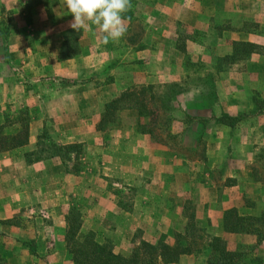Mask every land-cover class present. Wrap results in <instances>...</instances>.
<instances>
[{"label": "crops", "instance_id": "0c3cea01", "mask_svg": "<svg viewBox=\"0 0 264 264\" xmlns=\"http://www.w3.org/2000/svg\"><path fill=\"white\" fill-rule=\"evenodd\" d=\"M5 1L0 0V5ZM141 2L149 3V0H141ZM167 2L170 8L162 7L164 13L167 12L165 13L167 17L183 22L197 31L210 32L206 29L212 23L209 21L210 18L226 21L228 25L222 29L220 40L228 41L230 47L232 42L236 41L250 42L264 47L262 28L258 30L243 28L246 21L252 17V21L258 22L261 26L264 18V0H168ZM160 7L154 12L158 16L162 13V10H159ZM250 7H255L254 12L247 11ZM158 26H150V29L147 26L145 33L148 34L150 31L157 33V43L152 46V52L155 54V59H162L160 37H166L164 34H170V32L163 27L157 28ZM68 27H70L69 24L65 28ZM49 29L52 30V28ZM91 29L92 26L91 28L85 26L80 30L77 44L78 47L80 44L84 46L76 57L58 59L61 38L58 39L57 44L54 46L52 44L53 49L47 52L48 58L50 57L47 59L45 56L47 62L41 61L43 57L40 58L36 54L30 53L27 57L28 63L31 64L30 68H34L35 74L38 73V77L46 78L39 83L43 85L38 87L44 92H36L31 88L27 95L28 101L32 104V111L28 120L26 143L0 152V257L6 264H72L63 241L65 212L60 213V216H51L48 222L49 227L46 228L43 217L34 214L33 211L38 209L52 212L55 207H68V204L74 203L80 209V231L95 233L94 240L101 243L104 238H110L107 235H111L114 230L119 232L122 228L124 238L120 237L118 241L123 243V249L127 250V242L132 236L133 228L152 226L154 230L161 232L163 223L159 224L158 221L175 218L176 222H180L178 213L184 202L180 203L178 196L184 201L185 195L189 194L192 187L202 196L200 202L196 203L194 212L204 230L207 254V236H216L227 242L233 241L226 246L229 250L234 249L238 242L253 249L257 246L264 250V239L256 245L254 235L226 232L222 228V213L228 208H234L240 215L258 216L264 213V184L254 181L251 170L243 159L238 160V164L229 165L230 169L235 166L230 173L231 177H237L234 183L221 186L209 179L207 172H204L203 176L199 175L196 161H187L188 173L176 169L172 173L173 176L184 177V179L178 183L180 192L170 189L173 191L171 193L168 187H165L167 173L164 170V149L161 145L153 143L150 133L137 131V124L126 119L133 115L132 109H122L123 116L120 117L119 123L117 122L119 131L110 133L105 138L107 142H102V133L96 130L95 125L103 104L117 97L133 82L131 68L144 72L143 69L149 65L150 61L147 57L138 62L126 60L131 54L129 51L131 46L124 44V55L120 58L121 62H118L124 69L125 75L122 78L124 81H120V84L114 77V72L109 70L110 67L107 68L101 64V62H108L107 57H114L115 52H98L97 42L94 43V29ZM47 30L46 27V33ZM168 38H171V35ZM86 39L88 42L85 49ZM35 41L32 44L29 43V49L38 46V42ZM142 43L143 47L149 48L147 35L143 36ZM104 45L107 47L108 43ZM102 54L104 56H101ZM254 54L250 55L253 57ZM158 61L163 63L161 60ZM49 76L69 80L78 79L76 81L79 85L70 83L64 87L55 86L50 79L46 81ZM237 94L235 93V97L238 96ZM244 97L246 100L247 96ZM221 102L220 100L219 103ZM245 102L246 104L236 107H224L221 111L228 114L241 112V107L247 105V100ZM44 117L53 120V129L59 142H78L93 150L94 154L88 157L81 172H66L58 157L32 163L24 162L23 153L34 148L36 135L41 130ZM195 122L196 120L193 119L185 124L181 122L174 125L179 124L178 128L183 134L185 130H194L192 124ZM209 149L210 145L206 142L204 165L208 169L213 167L212 161H220L222 164L221 155H223L222 152L217 151L219 156L213 155L211 160ZM176 159L183 160L178 156ZM108 165L114 167V169L110 168L111 172H107L105 168ZM104 170L109 174H106ZM106 175L124 183L126 187L132 186V182L136 180L142 181L141 191L133 198L129 208H122L119 198L108 191L106 184L102 183V176ZM239 175L241 178L238 177ZM243 196L249 197L253 205L249 207L243 204L241 201ZM201 217L205 219L204 225ZM106 223L113 226L112 231L103 227ZM106 232L112 233L106 234ZM110 239L114 243L115 234ZM152 241L154 240L148 242ZM112 251L120 255L122 253L119 247ZM205 259L198 261L192 251L180 255L176 262L168 264H205Z\"/></svg>", "mask_w": 264, "mask_h": 264}, {"label": "rangeland", "instance_id": "374dc122", "mask_svg": "<svg viewBox=\"0 0 264 264\" xmlns=\"http://www.w3.org/2000/svg\"><path fill=\"white\" fill-rule=\"evenodd\" d=\"M167 1L149 0V3L142 4L141 0H131V8L122 14L126 26L125 35L118 41H110L107 47L104 45V34L95 25L86 22V26L90 28L92 26L94 29V43L97 42L98 47L96 50L101 51L100 53L115 52L114 57H107L108 62H101V64L107 68L110 67L109 70L114 72V77L120 84V81H124L122 78L125 76L124 69L118 63L121 62L120 58L124 55V44L131 46L129 50L131 54L127 56L126 60L138 62L147 57V60L150 61L149 65L143 69L144 72L131 68L133 82L121 91L125 92L127 97L118 104L123 106L128 103L130 107L122 109H132L133 115L126 119L133 121L137 124V128L143 131L148 129L153 143L161 145L164 149V170L167 173L165 187H168L167 189L180 192L178 183L184 177H175L172 173L175 169L188 173L186 170L187 161H196L195 165L199 175L203 176L204 172H207L208 178L221 186L234 183L237 177H231L230 173L235 169V166L230 169L229 165L238 164V160L243 159L251 170L254 181L264 184V49L259 46L258 53L254 54L256 56L252 57L249 54L246 58L235 63L229 62L227 59L219 61L218 58L232 52L229 42L220 40L221 31L228 23L220 21V18H210L209 21L212 23L206 27L210 32L194 30L187 24L166 16L167 12L165 14L162 7L163 9L164 7L170 8ZM159 6H161L159 10H162L160 16L154 13ZM254 10L255 7L247 9L248 12H254ZM252 18L246 21L243 28L249 30L262 28L264 31V18L261 26L258 25V22L252 21ZM72 19L73 16L68 12L64 0H6L4 4L0 5V128L2 133L10 134L17 129L18 124L14 119L20 111L26 110L28 119L30 118L32 104L28 101L27 95L31 88L36 92H44L42 88L38 89V87L43 85L39 83L46 77H38V73L35 74L34 68H30L31 64L28 63L27 57L30 53L36 54L40 58L43 57L41 61L47 62L46 58L50 59L47 52H50L54 44H57L58 39H62L64 32L71 28L65 27ZM155 25H159L157 28L163 27L170 32V34H164L166 37H160L162 59H155V54L152 52V46L157 43V33L150 30L148 34L145 33L147 26L150 29ZM62 28L64 29L62 30ZM145 35L149 39V48L148 46L143 47L142 38ZM169 35L171 38H168ZM75 36L74 33L69 35L72 39ZM33 41L38 42V46L29 49L28 45ZM86 42L88 39L85 40V49L87 48ZM72 43L73 41L69 42V45L71 46ZM83 46L84 44L79 45L78 52L73 57L80 54ZM242 54L240 56L243 57L244 54ZM45 56L47 57L45 58ZM112 60L114 61L112 62ZM49 79L55 83L53 84L55 86L62 85L64 87L71 81H73L71 84L79 85L76 81L78 79L69 81V79L49 76L46 81ZM237 92L239 93L237 94ZM235 93L238 95L237 97H235ZM244 96H247V105L241 107V112L226 113L232 117V124L223 126L217 123L222 113L221 109L246 104ZM122 109L114 113L112 121L104 123L105 128L100 131L103 143L107 142L105 138L110 133L119 131L117 122L119 123L120 117L123 116ZM193 119L196 120L192 124L194 130H185L183 134L182 130L178 128L180 125H174L181 122L185 124ZM49 120L53 128V120L50 118ZM201 136L202 138H199ZM206 142L210 145L211 160L213 155L219 156L217 151L223 153L221 155L222 164L220 161H212L214 162L212 163L213 167L209 169L204 165ZM93 154L92 149L83 145L79 172L82 171V166L87 163L88 157H92ZM177 156L183 160L186 159V161H178ZM105 168L108 170L107 172L114 169L110 165ZM223 171H225L224 174ZM102 177V183L106 184L108 191L119 198L122 208H129L131 201L140 193L143 185L142 181L136 180L132 182V186L126 187L124 183L109 175ZM238 177L241 178L240 175ZM215 188L217 189V187ZM194 189L192 187V190H189L184 201L178 196L180 203L184 202L178 213L180 222H176L175 218L158 221L159 224L163 223L161 232L154 230L152 226L133 228L132 236L127 242V250H124L123 243L118 241L120 237L124 238V229L122 228L119 232L114 230L113 233L111 232L112 234L106 232L112 236L115 234L114 243L110 239L111 235H107L110 238H104V241L110 243L111 249L116 250L119 247V251L122 250L121 255H126L134 242L145 240L143 238L151 241L161 236L167 243H178L182 247L187 245L201 262L208 254L204 234L202 231H194L196 228H203L194 212L196 203L200 202L202 196L197 189H195L196 191ZM172 199H170L171 202H173ZM241 201L249 207L253 205L249 197L243 196ZM67 206L55 207L52 212L35 209L33 213L42 216L44 227L48 228L51 216H60V213L65 212L64 217L70 209L80 212L75 203ZM201 219L204 225L205 219L202 217ZM187 222L192 225L193 232L190 236L184 237L183 231ZM103 227H107L108 231L113 229L109 223L104 224ZM81 232L85 233L86 231ZM92 234L95 238V233L92 232ZM221 240L225 246L233 243V241L228 240L230 242L228 243ZM236 244L234 248L241 245V250L246 252V258L242 264H264V250L261 247L256 246L253 249L244 243ZM256 258H258V262Z\"/></svg>", "mask_w": 264, "mask_h": 264}, {"label": "trees", "instance_id": "16d2710c", "mask_svg": "<svg viewBox=\"0 0 264 264\" xmlns=\"http://www.w3.org/2000/svg\"><path fill=\"white\" fill-rule=\"evenodd\" d=\"M71 33L76 35L73 39L69 37ZM79 35L80 31H76L72 28L64 32L58 50V59L71 58L77 54V39ZM71 41H73V43L70 46L69 42ZM259 48V46L250 42H232V52L218 58V60L223 61V59H227L229 62L235 63L242 58H246L251 53H258L257 49ZM261 48L264 49V47ZM241 54L243 57L240 56ZM70 83H73V81ZM126 97L127 94L125 92H120L117 97L103 104L98 122L95 125L96 130H103L105 128L104 123L112 121L111 118L116 111L130 107L128 103L123 106L118 104L121 100H125ZM19 115L23 116L19 117ZM19 115L14 119L18 127L13 133L4 134L0 128V152L20 147L26 143L29 119L26 110L20 111ZM232 122L231 116H228L226 113H221L219 122L217 123L228 126L231 125ZM136 130L149 133L148 129L143 131L137 128V126ZM82 150V143L59 142L49 118L44 117L41 130L39 134L36 135L34 148L24 152L23 159L25 163H32L51 157H58L66 172L79 173ZM80 225V212L70 209L66 215H64L65 227L63 241L72 264H168L176 262L180 255L192 252V249L187 245L182 247L178 243L170 244L160 236L152 242L142 239L136 241L127 255H120L112 251L108 241H103L101 243L95 241L91 231L82 233L80 231ZM191 228L192 225L187 222L183 231L184 237L191 235L193 232ZM222 228L226 232L252 234L255 236L256 245H258L264 239V213H260L258 216L240 215L234 208H228L222 213ZM194 231H202L204 234L203 228H196ZM207 237L206 244L208 246V255L205 259V264H242L244 262L243 260L246 258V252L241 250V245L229 250L226 248L221 238L216 236ZM256 261L258 262V258H256ZM0 264H6L2 257H0Z\"/></svg>", "mask_w": 264, "mask_h": 264}, {"label": "clouds", "instance_id": "9594fccd", "mask_svg": "<svg viewBox=\"0 0 264 264\" xmlns=\"http://www.w3.org/2000/svg\"><path fill=\"white\" fill-rule=\"evenodd\" d=\"M73 19L69 26L80 31L86 22L104 34V43L118 41L126 33L123 13L131 8V0H64Z\"/></svg>", "mask_w": 264, "mask_h": 264}]
</instances>
